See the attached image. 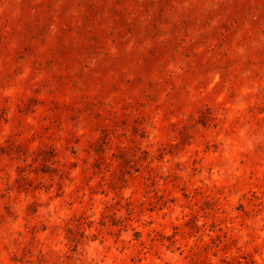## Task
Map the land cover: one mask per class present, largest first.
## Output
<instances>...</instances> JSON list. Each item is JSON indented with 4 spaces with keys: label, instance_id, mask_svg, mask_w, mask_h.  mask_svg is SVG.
Returning <instances> with one entry per match:
<instances>
[{
    "label": "rangeland",
    "instance_id": "1",
    "mask_svg": "<svg viewBox=\"0 0 264 264\" xmlns=\"http://www.w3.org/2000/svg\"><path fill=\"white\" fill-rule=\"evenodd\" d=\"M0 264H264V0H0Z\"/></svg>",
    "mask_w": 264,
    "mask_h": 264
}]
</instances>
